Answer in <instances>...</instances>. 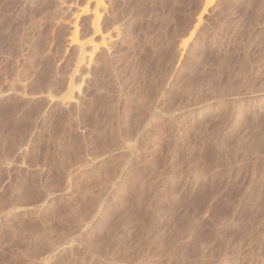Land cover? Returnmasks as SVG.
Returning a JSON list of instances; mask_svg holds the SVG:
<instances>
[{
    "label": "rangeland",
    "instance_id": "obj_1",
    "mask_svg": "<svg viewBox=\"0 0 264 264\" xmlns=\"http://www.w3.org/2000/svg\"><path fill=\"white\" fill-rule=\"evenodd\" d=\"M96 2L0 0V264H264V0Z\"/></svg>",
    "mask_w": 264,
    "mask_h": 264
},
{
    "label": "bare ground",
    "instance_id": "obj_2",
    "mask_svg": "<svg viewBox=\"0 0 264 264\" xmlns=\"http://www.w3.org/2000/svg\"><path fill=\"white\" fill-rule=\"evenodd\" d=\"M206 1V5L205 6H210L212 3H213V0H205ZM95 2H96V0H95ZM98 2L99 1H97L96 3H97V5H98ZM205 10L203 9V12H204Z\"/></svg>",
    "mask_w": 264,
    "mask_h": 264
}]
</instances>
